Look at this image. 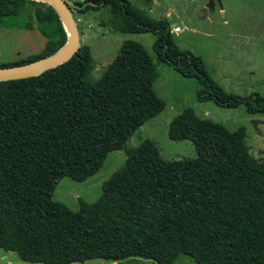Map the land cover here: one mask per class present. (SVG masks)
Instances as JSON below:
<instances>
[{"label": "trees", "instance_id": "1", "mask_svg": "<svg viewBox=\"0 0 264 264\" xmlns=\"http://www.w3.org/2000/svg\"><path fill=\"white\" fill-rule=\"evenodd\" d=\"M73 18L108 10L115 32H152L158 61L199 83L196 100L244 106L264 116V96L225 93L202 60L179 50L166 19L152 20L128 0H76ZM0 25L36 29L40 52L0 67L54 54L66 34L55 10L34 0H0ZM90 50L80 43L63 64L38 76L0 81V251L29 264H74L144 259L172 264H264V161L251 156L245 130L229 131L196 117L190 107L173 116L169 140L191 142L195 158L163 160L143 140L125 150L123 166L102 183L92 203L76 211L52 201L57 182H83L111 151L164 108L152 91L154 65L144 48L124 40L94 82Z\"/></svg>", "mask_w": 264, "mask_h": 264}, {"label": "rangeland", "instance_id": "2", "mask_svg": "<svg viewBox=\"0 0 264 264\" xmlns=\"http://www.w3.org/2000/svg\"><path fill=\"white\" fill-rule=\"evenodd\" d=\"M69 4L76 0H65ZM81 1V0H79ZM146 17L166 19L170 27L178 26L179 33L171 39L179 50L199 57L210 79L225 93L239 97L252 94L264 96V0H219L205 8L207 0H128ZM76 23L81 32L80 43L91 54L92 82L117 54L124 40L140 44L154 65L152 91L164 102V108L139 126L124 143V148L109 152L100 169L83 182L61 178L52 193V201L64 204L69 210L78 209V201L92 203L101 194V185L120 169L126 159L125 150L133 149L143 140H150L165 161L195 158L191 142L167 138L169 120L183 108L190 107L200 119L221 124L229 131L245 130V142L252 157L264 161V116L248 115L243 105L223 108L212 101L196 100L199 83L181 76L166 63L158 61L152 50V32L128 34L110 29L107 9L78 15ZM44 38L36 29L0 25V63H11L40 52ZM146 261V262H142ZM122 264H154L144 259H128ZM0 264H29L20 261L12 252L0 251ZM74 264H117L94 258ZM172 264H195L178 255Z\"/></svg>", "mask_w": 264, "mask_h": 264}, {"label": "water", "instance_id": "3", "mask_svg": "<svg viewBox=\"0 0 264 264\" xmlns=\"http://www.w3.org/2000/svg\"><path fill=\"white\" fill-rule=\"evenodd\" d=\"M34 1L45 3L55 10L66 34L65 43L50 56L40 58L27 64L0 67V81L25 79L38 76L41 73L68 61L79 48L81 32L78 31L77 25L68 7L69 3L65 0ZM213 1L218 2L219 0H207L205 8H212ZM58 52H60L59 55L54 57V55H56Z\"/></svg>", "mask_w": 264, "mask_h": 264}, {"label": "built area", "instance_id": "4", "mask_svg": "<svg viewBox=\"0 0 264 264\" xmlns=\"http://www.w3.org/2000/svg\"><path fill=\"white\" fill-rule=\"evenodd\" d=\"M74 21H75V23H77V22H79V19L78 18H75L74 19ZM180 28H178V27H174V26H171L170 27V33H178V32H180Z\"/></svg>", "mask_w": 264, "mask_h": 264}, {"label": "crops", "instance_id": "5", "mask_svg": "<svg viewBox=\"0 0 264 264\" xmlns=\"http://www.w3.org/2000/svg\"><path fill=\"white\" fill-rule=\"evenodd\" d=\"M131 4V3H130ZM132 5V4H131ZM171 26H173V25H171ZM174 27H178V26H174ZM179 28V27H178ZM181 31V30H180ZM179 33V32H178ZM142 262H146V261H142ZM150 262V261H149Z\"/></svg>", "mask_w": 264, "mask_h": 264}, {"label": "bare ground", "instance_id": "6", "mask_svg": "<svg viewBox=\"0 0 264 264\" xmlns=\"http://www.w3.org/2000/svg\"><path fill=\"white\" fill-rule=\"evenodd\" d=\"M60 52H61V51H60ZM60 52H58L56 55H54V57H57V56L59 55Z\"/></svg>", "mask_w": 264, "mask_h": 264}]
</instances>
